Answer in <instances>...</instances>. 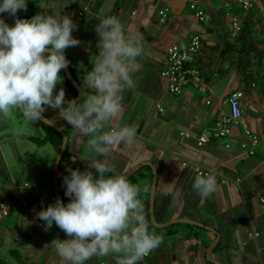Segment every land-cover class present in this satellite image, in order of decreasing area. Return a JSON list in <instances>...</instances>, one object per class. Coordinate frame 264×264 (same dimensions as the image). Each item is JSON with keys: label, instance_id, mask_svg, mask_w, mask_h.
<instances>
[{"label": "crops", "instance_id": "0c3cea01", "mask_svg": "<svg viewBox=\"0 0 264 264\" xmlns=\"http://www.w3.org/2000/svg\"><path fill=\"white\" fill-rule=\"evenodd\" d=\"M69 1L65 4L64 0L61 7L62 11H54L52 15L55 17L68 15L78 25V30H74L72 35L80 41V44L71 47V49L78 56L76 73L83 92V78L93 68L92 61L96 59V55L99 53L97 46L99 37L95 31L98 17H117L122 24L125 35H133L141 42V54L130 69V75L135 81V86L122 94L123 111L120 120L117 122L119 126H135L137 129L136 139L130 145L120 143L113 148L107 162L114 168V172L106 175H125L134 167L145 162L153 163L158 171L156 198L158 199V195L160 197L162 195L160 200L172 198L176 201L180 198L177 208H174L175 206L164 208L163 202L159 204L158 210L156 199L155 214L159 223H167L186 217L191 220H199L221 234L219 245L222 244V247H217L213 251L215 259L224 264H264V206L259 202V198L264 196V85H259V81L256 86L249 87L243 100L242 126L248 127L261 140L255 156H248L241 147L242 143L247 141L242 129L236 130L232 137L213 141L210 145L197 148L195 139L182 141L180 133L187 132L196 136L212 130L221 112L226 110L222 101L233 92L232 86L236 81L229 78L226 80L228 81L227 87L223 85L226 81H219L215 86L209 87L208 94L189 90L180 97H174L167 92L160 73L163 69V59L168 47L171 45L185 47L194 34L201 31L196 27L199 24L198 18L193 15L195 12L192 13L189 7L190 14H186L185 0ZM215 1L217 0H199L202 4L197 6L205 12H209L205 6L209 7L210 4L213 6ZM67 5L71 7L73 5V9L69 13ZM65 6L67 10L64 9ZM75 6H78V9H75ZM84 7H87L88 11L79 17V13ZM164 7L170 8L171 12L166 23L161 24L159 11ZM215 13L217 12L209 13L212 14V21L218 19ZM83 31L89 34L86 39L82 38L81 32ZM214 36H207V52H210L209 48L214 44L216 39ZM60 76L62 83L57 85L56 93L63 87L65 99H73L70 90L65 85L62 70ZM85 91H89L86 86ZM209 100L211 104L207 105ZM251 107H254L252 111ZM159 108H163L164 112L161 113ZM19 111L23 115L20 109ZM58 112V109L47 108L44 113L54 122L61 124L62 129L69 137L73 158L70 165L62 166V172L68 174L67 168L85 171L96 160L103 161L104 157L98 156L88 148V137L75 133L71 125L64 121ZM1 115L0 125L2 126L4 119ZM24 122L31 133L30 135L20 133L18 136L20 140L28 141L29 137L32 136L43 137L36 121L25 118ZM21 127L23 126L21 125ZM110 127L111 124H107L105 130ZM5 128L8 129L4 125L0 133L6 131ZM9 135L11 133L0 134V145L2 142L7 144L6 137ZM46 146L37 145L38 149ZM50 146H52L50 160L55 162L59 150L53 145ZM136 155L139 157L134 159ZM184 161L190 162L191 166L184 168L182 165ZM192 165L216 170V175H214L216 176V190L210 196L202 198L194 190L193 183L197 174ZM6 169L5 165L3 176L0 178V198L5 197L10 201H15L19 207L27 209L30 221H34L35 226L46 227V221L40 219L35 221L33 218L37 217V212L44 209L41 206L40 198L34 196L39 194V192L34 191L35 188L39 189V186H33V189L24 192L20 189L12 193L11 189H14L13 184L16 187L22 186V184H24L23 187L25 184L38 185L37 180L42 178L44 180L42 194H48V188H51L52 194L51 192L50 194L54 200L46 207L54 204L53 188L49 186L50 181L52 183L53 167L45 168L37 173H28L25 170L26 172L23 174L26 177H22L20 174L15 177L11 172L6 174ZM140 176L142 178L141 188L148 189L140 193L139 198L144 201L147 192L149 196L151 194L150 183L152 184V182L149 172H142ZM23 178L27 180L24 181ZM224 179L226 182L223 184L221 181ZM236 179H239L240 182L236 183ZM65 187L62 182V195H65ZM189 189L196 197H192L194 201L186 197ZM47 194L46 197L50 198L51 196ZM173 194H175V198ZM66 198L70 199L67 196ZM146 202L145 200L143 204L145 205ZM55 227L56 225L53 224L52 228ZM184 229L179 228V235L170 239L171 244L162 250L161 256L169 250L168 248H171L176 260L189 257V264H205L204 255H206L209 245L216 239V236L204 228L202 229L205 231L201 232ZM60 232L56 235H61ZM251 233H259L260 237L258 239L248 237ZM156 250L157 248L154 249L152 256Z\"/></svg>", "mask_w": 264, "mask_h": 264}, {"label": "clouds", "instance_id": "9594fccd", "mask_svg": "<svg viewBox=\"0 0 264 264\" xmlns=\"http://www.w3.org/2000/svg\"><path fill=\"white\" fill-rule=\"evenodd\" d=\"M26 8V0L0 2V13L10 16ZM74 30L78 25L68 15L37 14L31 20L17 18L14 25L0 18V114L7 118L13 109H20L35 122L47 108L58 109L75 133L88 137V148L105 158L85 171L67 168L69 174L62 180L69 202L57 198L36 213L46 221V230L55 224L67 235L68 239L51 242L58 256L68 264L109 255L116 256V264H137L162 243L161 236L149 231L139 198L148 189L125 175L106 174L114 172L107 162L113 148L136 139L135 126L117 122L123 111L122 94L135 86L130 69L141 54V42L125 35L117 17H98L99 53L83 78L82 101L66 102L65 89L56 93V88L62 83L61 70L70 63L65 50L80 44ZM107 124L111 127L105 130ZM193 188L202 198L208 197L216 190V177L198 174Z\"/></svg>", "mask_w": 264, "mask_h": 264}, {"label": "trees", "instance_id": "16d2710c", "mask_svg": "<svg viewBox=\"0 0 264 264\" xmlns=\"http://www.w3.org/2000/svg\"><path fill=\"white\" fill-rule=\"evenodd\" d=\"M218 1L223 2L224 0H218ZM235 1L231 0V2H229V6L236 7L237 5L238 6L240 5L242 13L236 14V18L231 17V19L230 16L226 14L228 19V23H226V25L228 28L226 29V33L224 35L223 34L221 36L218 35V33L221 34L222 32L220 31L221 28L219 26V22H214L217 23V27L216 26L206 27L205 22L207 21L200 22L199 19L197 20L199 27H202L205 30V32L200 31L194 34L192 38L199 37L202 43V48L193 57L191 64H188L187 67L197 70L199 72L203 84L207 86V88L205 92L194 89L193 87H190V89H187V91L192 90L197 93L208 94L209 87L215 86L219 81L222 80L226 81L229 80V78H231V80L234 79L236 83H233V92L230 93L227 97L231 96L234 92H243L245 96L246 93H248L247 90L249 87H251L252 85L256 86L259 83L260 79L264 80V47H262V45H264V31H263L262 22L255 17V14L253 12V8L255 4L253 0H252V6L248 10H245L243 8V5L240 4L238 0ZM0 2H2V0H0ZM58 2L59 5L55 4L53 8L50 9V12L54 13V11H58V12L62 11L61 9V7L63 6L61 3L62 0H58ZM26 3H27L26 10L25 9L18 10L16 16H10L8 13L5 12V13H0V18L4 19L5 22L8 23L9 25H14L15 20L17 18L31 20L37 14H43L44 9L41 0H26ZM219 7L221 8L220 9L221 11L222 9H224V7L221 6ZM191 12L194 11L191 10ZM204 13L209 17L208 20L210 19V16L212 18V14H209V12L204 11ZM220 14L221 12H217L215 13V16L219 18ZM235 19L239 24V28H240L239 31H236L234 28ZM207 36L208 37L214 36V38H216L214 40V44H212L209 48L210 52H207V48H206L208 44ZM65 56L67 57L68 61L71 64V71L75 79L79 81L76 73L78 56L76 55V53L72 51L71 47L65 50ZM64 80L66 87L71 92L72 98H75L77 96L76 89L73 87V85L70 83V81L66 78L65 75H64ZM171 96L180 97L182 95H178V96L171 95ZM36 123L41 129L43 133V137L36 138L32 136L29 137V141H31L32 143L38 146L53 145L57 147V149L59 150L62 145V137L59 134V132L53 130L49 126L41 123L40 121H36ZM241 129L242 128H239V130ZM72 158L73 156L70 151V144H68V148L60 164L59 178L61 185L63 182L62 177L64 175L69 174L62 172V166L70 165L72 163ZM146 168H148V172L150 173L151 176L150 180L152 182V170L150 167H146ZM141 172L142 169L136 174H134L129 179V181L135 178L138 175V173L141 174ZM50 184L52 185L51 181ZM151 185L152 184L150 183V188ZM68 201L69 199H67L66 196L63 194V202L66 204ZM3 202H7L9 206V214L8 216L3 217V219L0 220V223L5 218L13 217L18 223L19 226L18 229L20 231H25L24 229H27L28 226L25 225H24L25 227L23 226L22 218L28 214L27 209L19 207L15 201H10L5 197L0 198V203ZM144 211L148 222L149 231L154 232L155 234L163 238L172 239L177 237L180 233V231L177 229L178 226L186 227L188 230L191 231H200V232L205 231L204 229L195 226L180 225V224L173 225L163 230H158L153 227L150 220L149 199L144 205ZM26 220L27 221L30 220V217L28 216ZM6 229L11 231L9 227ZM43 229L46 230V227H44ZM46 231H49V233L52 232L50 237H54L57 233H59L62 230L59 229L57 226L53 229L51 226L50 228H47ZM27 235L28 237L31 236L29 235V233H27ZM22 241L24 243L26 242L24 240ZM221 245L222 244L218 245V247H222ZM23 251L24 250L22 248H18V247L6 249L4 251L5 257L4 258L0 257V264H10L7 258H11L17 261L25 260L27 262L28 258L25 257L24 255L25 252ZM151 257L152 255L146 259H141L140 261L137 262V264H146V263L150 264L149 260L151 259ZM108 259H109L108 262L105 264H116L115 255L110 256ZM93 260L96 262V264L104 263L101 257H93L90 260L86 261L85 264L92 263ZM204 260H205V264H212L207 261L206 255H204Z\"/></svg>", "mask_w": 264, "mask_h": 264}, {"label": "rangeland", "instance_id": "374dc122", "mask_svg": "<svg viewBox=\"0 0 264 264\" xmlns=\"http://www.w3.org/2000/svg\"><path fill=\"white\" fill-rule=\"evenodd\" d=\"M64 0H62L61 3H63ZM235 1V0H234ZM42 5H43V14H47V15H52V12H50V9L53 8V6L55 4L59 5L58 0H41ZM70 2L69 0L66 1L65 0V4ZM184 2V1H183ZM229 2H231V0H224L223 2L221 1H215L213 6L207 7L205 6L206 10L209 11V13H212L213 11L215 12H221L220 17L218 19H215L216 21H212V18L207 20V22H205V26L206 27H217V23L214 22H219V26H220V31L221 34L218 33V35H224L226 33V29L228 28L226 23H228V19H227V15L231 17H235L236 18V14H241L242 10L240 8V5L236 6V7H230L229 6ZM236 2V1H235ZM254 2V8H253V12L255 14V17L257 19H259L262 22V26H263V31H264V0H253ZM185 3L187 5L186 8V14L189 15L190 14V10L189 7L192 4H196V5H201L202 3L199 2V0H185ZM189 5V6H188ZM68 6V5H67ZM224 7V9H222V11L220 10L221 8L219 7ZM65 10H67V7H64ZM73 9V5L68 6V13ZM75 9H78V6H75ZM193 13V12H192ZM227 14V15H226ZM193 15H195V13H193ZM53 16V15H52ZM92 26L91 24H87ZM94 27V25H93ZM198 27V29H200L201 31H204V29L202 27L196 26ZM219 30V28H218ZM82 34V38L86 39L87 36H89V34H87L85 31L81 32ZM219 36V37H220ZM90 38V37H89ZM262 47H264V45H262ZM260 83L259 85H264V80L260 79L259 80ZM227 83L228 81H226L225 83H223L224 86L227 87ZM233 87V86H232ZM233 89V88H232ZM251 107V111H252ZM1 117L4 119L2 120L4 123L3 125L0 127V132L3 129V126L6 125L8 127L5 128L7 129L6 131H3L0 134L6 135L11 133V135H9L8 137H6V141L7 144H4L2 142V144L0 145V178L3 176V170H5V165L7 167L6 169V174H13L15 177L20 174L22 175V177H26L24 174L27 171L28 173L30 172H34L37 173L39 171L44 170L45 168H50L53 167L54 162H52L51 159V150H52V146L47 145L44 148L38 149L37 145H35L34 143L28 141H22L18 138V136L20 135V133H24V134H28L30 135L31 130H29V128H27L26 123L24 122L25 117L21 114V112L19 111V109H13L12 115L10 117H4L3 115H1ZM1 121V120H0ZM53 121V120H52ZM56 123V122H55ZM58 124V123H56ZM21 125L23 127H21ZM61 128L62 125L58 124ZM4 129V130H5ZM210 132V131H208ZM34 134V133H33ZM10 137V138H9ZM2 139V138H1ZM90 156V155H89ZM93 158V156H91ZM139 156L136 155L134 159H137ZM33 160V161H32ZM22 168V169H21ZM26 170V171H25ZM142 172H148V168L143 167L142 168ZM141 172V173H142ZM24 173V174H23ZM145 174V173H144ZM150 174V173H149ZM32 175V174H30ZM141 174L138 173V175L133 178L132 180H130L131 183L133 184H137L141 187V181L142 178L140 176ZM7 177V176H6ZM23 180H27L26 178H23ZM7 181V180H6ZM38 181V185L39 189L35 188V192L39 194H35L34 196H38L40 198V202H41V206L42 208L45 209L46 205H48L49 203H53V198H52V192H51V188H48V194L47 193H43V181L42 178ZM8 182V181H7ZM24 184H22V186L19 185V187H16L15 184H13L14 189H11L12 193L15 191H19L21 189L22 192L28 190V189H33V186L26 187L24 186ZM32 185V184H31ZM12 186V185H11ZM49 186L51 187L52 185L49 184ZM50 189V190H49ZM51 192V194H50ZM16 195V193H14ZM47 195H50V198L46 197ZM54 194V193H53ZM179 195H182V193ZM186 197H189L191 201H194L193 198H196L194 196V193L189 189V191L186 193ZM193 197V198H192ZM55 198V197H54ZM160 198H162V195L160 197V195H158V199H157V210L159 209V204L163 203V207L164 208H177L179 206V201L180 198L176 201H174L172 198H168L167 200H160ZM148 199H150V196L146 195V201H148ZM142 200V199H141ZM144 200V201H145ZM142 200V202H144ZM161 207V206H160ZM156 208V206H155ZM29 214L25 215L22 218V224L23 226H28L27 229H24L25 231H20L18 229V223L16 222L15 218L11 217V218H5L1 223H0V257H5L4 255V251L8 248H22L25 252L24 255L25 257L28 258V261L26 262L25 260L21 261H17L11 258H7V260L10 262V264H67V261L62 260L58 254L55 251V248L53 247V245L51 244V242L54 239H60V240H64V239H68L67 235L61 231V235H55L54 237H50L51 233H49V231L44 230L40 225L39 226H35L34 225V221H30V220H26L28 218ZM156 216V214H155ZM34 219H36V217H33ZM32 218V219H33ZM157 219V217H156ZM39 220V219H38ZM37 219L35 221H38ZM24 226V227H25ZM10 228V230L6 229V228ZM184 229L187 230L186 227H180L178 226L177 229ZM194 232H198V231H194ZM27 233H29V235H31L30 237H28ZM51 239V240H50ZM26 241L25 243L22 241ZM169 244H171V240L170 239H164L162 237V243L157 247L156 252L154 253V255L151 257L150 264H189L190 262V258H182V259H177L175 258L173 249L168 248L169 250H167L165 252V254L163 253V256H161L162 250L164 248H166L167 246H169ZM112 256H105V257H101L102 261L104 263L108 262V258ZM89 264H96V262L93 260L92 263Z\"/></svg>", "mask_w": 264, "mask_h": 264}, {"label": "built area", "instance_id": "2783aa9c", "mask_svg": "<svg viewBox=\"0 0 264 264\" xmlns=\"http://www.w3.org/2000/svg\"><path fill=\"white\" fill-rule=\"evenodd\" d=\"M240 4L243 5L245 10H248L252 6V0H238ZM190 9L195 12V16L200 22L207 21L208 16L198 7L196 4H192ZM88 11L87 7H84L79 13V17H82L84 13ZM171 9L164 7L159 11V21L161 24L166 23L169 18ZM234 28L239 31V24L237 20H234ZM202 48V43L199 37H194L191 39L186 47H180L177 45H171L168 47L165 57L163 59V69L161 70L160 77L165 82L167 92L171 95H183L187 89L193 87L194 89L200 90L202 92L206 91L207 86L203 84V81L197 70L187 67L191 64L193 57ZM245 96L243 92H234L231 96L225 98L222 104L225 106L226 110L222 111L216 120L214 127L210 132H203L199 135L194 136L193 134L187 132L180 133V139L182 141H188L195 139L196 147L203 148L210 145L213 141L226 139L232 137L236 130L242 128L243 135L247 138L245 143H242L241 147L245 150V153L253 157L256 155L258 148L260 147L261 140L260 137L253 133L248 127L242 126L243 118V100ZM210 100L207 101V105H210ZM160 112L163 113L164 109L159 108ZM183 167L188 168L191 166L190 162L184 161ZM195 173L198 174H212L216 175V170L203 169L199 166L192 165ZM216 177V176H215ZM236 183L240 180L236 179ZM226 180H222L221 183H225ZM26 187L34 186L36 184H25ZM259 202L264 206V196L259 198ZM9 206L7 202L0 203V220L3 217L8 216ZM38 220V217H36ZM35 219V220H36ZM248 237L253 239H258L260 237L259 233H251ZM152 250L147 256L142 259H146L153 254ZM105 264V263H102Z\"/></svg>", "mask_w": 264, "mask_h": 264}, {"label": "water", "instance_id": "95a60500", "mask_svg": "<svg viewBox=\"0 0 264 264\" xmlns=\"http://www.w3.org/2000/svg\"><path fill=\"white\" fill-rule=\"evenodd\" d=\"M67 59V57H66ZM68 60V59H67ZM66 78L70 81V83L73 85V87L77 91V96L73 98L74 100L79 103L83 97V88L81 84L75 79L72 71H71V64L69 63V66L66 69L62 70ZM71 99V100H73ZM67 102L68 100L65 99ZM41 123L49 126L53 130L59 132V134L62 137V145L59 149L58 155L55 159L54 165H53V173H52V188H53V193L55 197V202L57 198L63 200V195H62V189H61V184H60V178H59V173H60V164L61 160L68 148L69 144V137L65 133V131L54 121H52L47 115L44 113L42 114V119L38 120ZM150 167L152 170V185H151V194H150V199H149V214H150V220L154 228L158 230H163L166 228H169L173 225H190V226H195L199 228H204L206 231H209L213 233L216 236V239L209 245L207 252H206V258L207 261L212 263V264H224L221 261L215 259L213 257V251L218 247L220 241H221V234L215 230L211 226H206L203 224V222H200L199 220H191L189 218H182L178 220H171L167 223H159L156 219L155 216V206H156V194H157V186H158V171L156 166L151 163V162H145L139 166L134 167L130 171H128L125 176H127L128 179H130L134 174L139 172L143 167Z\"/></svg>", "mask_w": 264, "mask_h": 264}]
</instances>
